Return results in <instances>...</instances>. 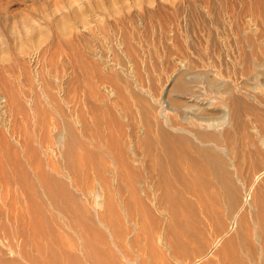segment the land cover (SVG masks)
<instances>
[{
	"label": "rangeland",
	"instance_id": "374dc122",
	"mask_svg": "<svg viewBox=\"0 0 264 264\" xmlns=\"http://www.w3.org/2000/svg\"><path fill=\"white\" fill-rule=\"evenodd\" d=\"M259 63L264 0H0V148L27 185L23 199L43 207L44 244L60 234L57 252L83 264H127L121 249L134 260L128 264H164L159 247L186 261L215 238L200 264H215L217 252L227 264H264V78L251 79ZM178 70H206L236 88L229 131L215 142L216 155L200 157L224 171L218 178L203 170L199 193L168 200L150 191L159 179L147 134ZM199 81L219 99L206 78ZM41 169L64 180L84 212H72ZM7 210H0V251L22 259L20 226Z\"/></svg>",
	"mask_w": 264,
	"mask_h": 264
},
{
	"label": "bare ground",
	"instance_id": "6f19581e",
	"mask_svg": "<svg viewBox=\"0 0 264 264\" xmlns=\"http://www.w3.org/2000/svg\"><path fill=\"white\" fill-rule=\"evenodd\" d=\"M257 68H258L257 73H255L251 77V79L259 82L261 80V77L264 78V64L263 63L257 64ZM203 70L202 71L199 70L196 72H193V71L180 72L178 70L180 73L177 76L173 75L175 77L174 80L172 81L173 83L171 84L169 89L166 88L168 92L165 94L166 96H165L164 102L163 101H162L163 103L160 102L161 104L159 106L160 107V111H159L160 112V118L163 121H161V119L157 118V116L155 115L154 116V127H153V125H151L148 129L147 140L152 145L151 146L152 150H151V154H150L151 161L153 163L152 175L153 176L157 175L158 176L157 179H159V183L157 182L158 185L156 184V185L150 187V191L153 194L160 192L161 194L165 195V197L167 196L168 200L170 198L169 195H172L173 192H174V195L176 194V192H177V194L178 193L183 194L185 192H187V193L192 192L195 194L199 193L200 191H198V190H200V188H201L199 186L200 185L202 186L201 181H200L202 179H199V178H200V175H203V174H201V173H204L203 170L204 171L209 170L210 176H211V172L215 173V174L212 173V175H215L216 177H218L219 174L222 172L221 170H223V166H222V168H220L221 170L219 168H215V166H216L215 162L211 159H208V161H207L206 156L204 158L205 159L204 162L207 161L208 164H205L200 157L203 155H206V154L209 156H210V154L216 155V150L218 148L215 145V142L217 143L218 139L221 138V136L223 137V135L229 131V128L227 129L226 126H227V124L230 123V112L233 109L234 101H235V100L232 101L231 99L234 98V97H232V95H234L233 90L236 87L231 82H228V81L222 82V80L218 81L216 78H212V77L208 76L207 71L206 70L203 71ZM203 77H204V79L206 78V81H207V89L206 90L213 91L215 89L218 91V93L220 91L222 94L221 95L219 93L221 95V98H220L219 94H218L219 99H215V97L211 98L212 96L210 97L207 91H204V90L201 91L202 89L201 90L198 89L200 87L204 88L202 86H198L199 85L198 83L200 82L199 80ZM194 87H197V90H195ZM217 91H215V92H217ZM182 92H184V93L188 92L190 94L191 99H189L188 102H182L183 100H179V97L181 95L180 93H182ZM213 92L211 94L215 95V93H213ZM231 101L233 102V104ZM165 111H168V113ZM224 130H226V132H224ZM74 139H77V138L75 137ZM261 140H263V139L261 138ZM190 157H192V158H190ZM211 157L213 159L214 156H211ZM124 160H122V161L124 162ZM125 162H127L128 164L130 163L129 160L125 161ZM121 164H122V162H121ZM126 169H128V168H126ZM40 171H39L40 174L41 173L43 174V175H40V177L42 176L43 179L45 178L44 180L47 181V182L46 181L45 182L48 183V185H52L53 184L52 181L56 182L57 185L60 186L64 190L65 195L67 197H69L70 200L73 201V204L75 206H69L71 204V202L69 200L70 203L68 202V204H69L68 207H72V208L75 207L78 209V212L84 210V209L80 210V209H82L84 204H82V202L78 196H75V194L73 195V193H71L68 190V188H69L68 185H67L68 188L66 189L67 186L65 187V185L67 183H65L64 180L61 179L62 180L61 181L60 179L59 180L55 179V177L53 175H51V173L47 172L44 169H41ZM16 172H17V169L16 168L14 169L11 166H9V164L7 162L6 151H4V150L2 151V149L0 148V202L2 201L5 204V206H3L2 204H0V206H1V209H3V208L7 209L8 208L7 211H9V216L11 218V219L9 218L10 222H13V220H14L15 222H18L17 224L20 226V228H18V231L15 230L16 229L15 226H14L15 229L14 228L13 229L15 230V232L17 231L16 233H18L19 235L22 236L21 242L23 243L24 247H22L23 249L21 247H19V249L20 248L22 249V250H20L21 254H22L20 256L25 258V260H23V258L21 259V258L16 256L15 258L11 259V258H8L7 256H5V254L2 251H0V264H83L80 257L77 256L75 253H72L71 255H69L67 253L68 256L66 255L67 257H65V258L63 256V255H65L64 254L65 252L63 254L61 253L62 255L58 253L59 251L56 249L55 243L58 242V239L60 237L59 233H58L59 235H55V238L57 236L58 239L56 240V242L53 241L54 244L52 241H51L52 243H50L51 245H49V246H46L44 244V242L42 241V232H44L43 227L46 224L44 222L45 220H44V216H43V212H42L43 207L41 208V206L37 204V201L34 202L33 197H32L33 200H31V202H29V201L32 198L27 200L30 206L23 199L24 196L22 197L21 193H22V191L25 192L27 185L24 184L25 182L24 183L21 182L22 181L21 179H20L21 181H19V178H20V177H18L19 175L17 177H15L17 175ZM125 172H124V174H125ZM209 172H208V174H209ZM216 174H218V176ZM263 174H264V172H263ZM20 176H22V175H20ZM125 176H126V174H125ZM206 176L207 175H205V177ZM208 177H209V175H208ZM51 178L54 180H51ZM197 178L200 181V182L198 181L200 184L199 186H197L198 184L195 183ZM209 178L206 179L205 184H207V182H209V184H210L212 177H211L210 181H208ZM213 178H214L213 180H215V177H213ZM50 180H51L52 184L50 183ZM203 180H204V177H203ZM211 182H213V181H211ZM214 182H217V181L215 180ZM209 184H208V186H209ZM211 184H210V188L207 185H205L208 187V190H210V191L212 188L211 186L214 187V184H212V185ZM216 184L218 185L220 183L218 182ZM216 184H215V186H216ZM28 186H30V184H28ZM220 186H221V184L218 187L216 186L215 188H221V191H222L223 188ZM204 187H202V188H204ZM28 188H32V187H28ZM206 188H204L203 190H205ZM206 190H205V192L201 190L202 192H204V194H202V193L201 194L206 195V193H207ZM135 191L138 192L139 188H136ZM51 192H53V191L51 190ZM25 194H26V192H25ZM55 194L58 195L56 192L54 193V195ZM247 194H249V193H247ZM202 195L198 194V197H200ZM172 197H173V195H172ZM22 200H24V201H22ZM246 200H247V197L244 199V203L246 202ZM60 201H58V202H60ZM62 202H63V200H62ZM204 204H206V203H204ZM6 205H7V207H6ZM28 206L31 207V209H29ZM26 207L29 210H31V212L27 213L26 211H29V210H26ZM74 210L75 209L73 208L72 212H76ZM70 211H71V209H70ZM76 214H78V213H76ZM74 215H75V213H74ZM78 215H82V214L79 213ZM41 224H43V226H42L43 230H41ZM11 225H15V224L13 223ZM11 232L13 233L12 230H11ZM49 234H51V233H49ZM13 235H15V234H13ZM16 235H15V238H16ZM45 235L46 234L44 232L43 237ZM46 237H44V239ZM53 239H54V237H53ZM60 240H61V237H60ZM218 241H217V239L213 238L211 242H208L207 247H204V248L200 247L201 250L202 249L203 250L201 252H199L198 254L196 253L197 254L196 256L193 255L194 259H192L193 256L190 257L191 254L189 255V254L184 253L185 256L189 255L188 257H190L192 259V260H189L190 258H188V260H186V261L183 260V258L180 259V257H182V255H183L182 253H181L182 255L180 256V253H178L176 251H175L176 252L175 253L174 250H172L171 254L169 256L166 254V252H167L166 250H165L166 252L165 251L163 252L160 249V247H159V250L161 251V257H162L164 264L171 263V261L169 259L170 257H172V259L178 260L182 264H198L200 260L205 259L203 256H205L206 254L208 255L214 249V247L216 246ZM61 242L59 241L58 243H61ZM22 243H19V244L22 245ZM58 243H56V246L58 245ZM170 243L171 242H168V243H166V245L170 246ZM172 244H174V243H172ZM17 245H18V243H17ZM60 245L62 246V244H60ZM103 245H104V243H103ZM61 246H60V248H61ZM171 247H172V245H171ZM60 248H59V250H60ZM60 251H62V250H60ZM108 251L111 252L112 250L108 249ZM121 251H123L122 254L124 257L123 259H125V261H128V263L134 262V260L129 257V252L127 250L121 249ZM198 251H200V249ZM17 252L20 253L19 251H17ZM110 254L111 255L113 254V256H114V253L111 252ZM177 254H179V255H177ZM215 254H217V259L214 260L215 264L226 263V262H223L226 260V259H224L226 257L225 256L226 254L223 253V255H222L221 252H217ZM14 255H15V253H14ZM228 258L232 259V257H228ZM65 259H68V261L66 262ZM227 260H230V259H227ZM202 262H204V261H202ZM208 262L211 263L210 260ZM208 262H207V264H209ZM227 262H229V261H227ZM204 263H206V262H204ZM213 263L214 262L212 260L211 264H213ZM142 264H146V263H142ZM153 264H154V262H153ZM243 264H245V263H243Z\"/></svg>",
	"mask_w": 264,
	"mask_h": 264
}]
</instances>
